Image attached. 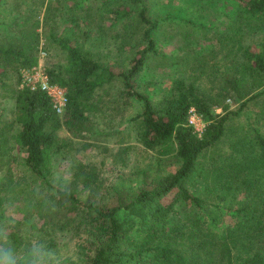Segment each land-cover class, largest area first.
Returning <instances> with one entry per match:
<instances>
[{
  "label": "trees",
  "instance_id": "obj_1",
  "mask_svg": "<svg viewBox=\"0 0 264 264\" xmlns=\"http://www.w3.org/2000/svg\"><path fill=\"white\" fill-rule=\"evenodd\" d=\"M114 1L109 0L111 7L105 6L103 11L118 19L127 12ZM130 1L140 5L138 16L146 25L142 33L146 45L119 76L124 93L141 102L137 141L160 155L167 153L174 169L165 174L143 169L136 178L110 185L99 181L94 168L79 170L88 191L84 196L52 186L47 180V163L56 160L63 146L59 131L85 129L89 121L85 110L92 105L89 99L114 72L90 52L60 41L66 60L47 68L51 82L67 90V106L57 114L43 92L16 87L15 73L33 62L34 41L18 49L0 46V85H8L4 80H10L9 76L15 79L13 89L8 87L15 103L14 118H0L1 188L6 194L0 195V221L11 219L18 226L30 217L27 212L31 209L44 221L59 219V229L74 239L73 255L61 256V264H264V134L253 131L235 166L225 160L220 167L208 168L206 189L213 192V200L192 194L189 181L201 166L204 153L224 136L226 116L216 114L212 102L182 78L173 81L157 104L134 88L132 80L147 53H156L151 38L156 23L146 14L145 0ZM237 1L248 18H264V0ZM248 55L255 92L247 99H255L264 96V49L251 47ZM191 108L206 121L201 135L188 122ZM261 110L264 118V103ZM16 146L23 153L18 164L30 177L27 183H21L13 172L10 150ZM41 182L54 194L40 195ZM235 188L247 195L237 206H233L235 197L228 199ZM5 199L14 210L24 212L21 220L4 214L1 204ZM225 215L230 219L225 220ZM220 217L225 222L222 226ZM12 237H17L15 232Z\"/></svg>",
  "mask_w": 264,
  "mask_h": 264
},
{
  "label": "rangeland",
  "instance_id": "obj_2",
  "mask_svg": "<svg viewBox=\"0 0 264 264\" xmlns=\"http://www.w3.org/2000/svg\"><path fill=\"white\" fill-rule=\"evenodd\" d=\"M120 4L127 13L116 19L103 11L105 6L111 7L109 0H0V46L18 49L33 40L30 65L37 62L42 47L47 52L46 69L65 62L66 51L59 42L66 41L90 52L114 72L111 80L97 88L89 99L92 105L85 110L89 117L85 129L70 132L62 128L59 135L64 139L63 146L56 160L47 163V180L52 186L81 192V196L88 191L79 170L94 168L99 172V181L110 185L136 178L143 169L165 174L175 167L167 153L160 155L137 141L141 102L124 93L119 73L127 71L145 47L142 33L146 25L139 19V4L114 1L115 6ZM145 5L148 18L156 23L151 31L156 53H147L132 80L134 88L157 104L173 81L182 78L212 102L216 114L226 116L224 136L204 153L201 166L188 184L192 194L213 200V192L206 189L208 168L220 167L225 160L235 166L253 131L264 134V96L247 99L255 92L248 70L252 62L248 50L264 49V18H248L237 0H145ZM30 65H22L15 73L17 88L21 69ZM9 77L4 80L8 85H0V118L12 121L15 103L9 88L13 89L15 79L11 78L13 75ZM261 79L264 81V75ZM196 114L192 126L201 135L206 121ZM22 154L17 146L10 150L15 178L27 183L30 177L18 164ZM3 180L0 170V195L4 196ZM51 194L54 190L42 183L40 195ZM246 196L235 188L228 199L235 197L233 206H237ZM31 197L29 193L30 203ZM8 200L1 204L4 214L9 216L11 210L13 215L9 217L21 220L24 212L14 210ZM27 213L29 218L13 226L17 237L12 239L18 246L23 248L31 239L40 237L61 256L73 255L74 239L59 229V219L44 221L34 209ZM224 219L230 218L225 215ZM222 220L220 217L221 226L225 223Z\"/></svg>",
  "mask_w": 264,
  "mask_h": 264
},
{
  "label": "clouds",
  "instance_id": "obj_3",
  "mask_svg": "<svg viewBox=\"0 0 264 264\" xmlns=\"http://www.w3.org/2000/svg\"><path fill=\"white\" fill-rule=\"evenodd\" d=\"M9 216L13 213L9 210ZM14 221L0 222V264H61L62 257L47 242L36 237L23 248L12 239Z\"/></svg>",
  "mask_w": 264,
  "mask_h": 264
},
{
  "label": "built area",
  "instance_id": "obj_4",
  "mask_svg": "<svg viewBox=\"0 0 264 264\" xmlns=\"http://www.w3.org/2000/svg\"><path fill=\"white\" fill-rule=\"evenodd\" d=\"M46 53L45 48H40V56L37 62L29 67L21 69L19 87L20 89L43 92L49 100L51 109L55 113L61 114L68 103L67 90L65 87L51 82L44 63ZM41 59L43 61H41ZM196 113L197 112L193 108L189 110L188 122L190 125L193 123L192 119L197 117Z\"/></svg>",
  "mask_w": 264,
  "mask_h": 264
}]
</instances>
